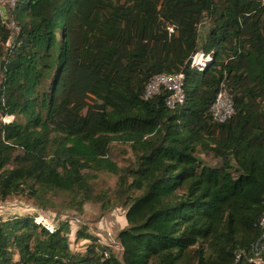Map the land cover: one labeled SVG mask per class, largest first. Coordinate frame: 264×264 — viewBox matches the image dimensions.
Returning a JSON list of instances; mask_svg holds the SVG:
<instances>
[{
	"label": "trees",
	"instance_id": "1",
	"mask_svg": "<svg viewBox=\"0 0 264 264\" xmlns=\"http://www.w3.org/2000/svg\"><path fill=\"white\" fill-rule=\"evenodd\" d=\"M0 12V200L122 208V255L70 221L0 217V264H264L262 0H17ZM14 22L16 28L11 27ZM173 27V32L169 31ZM202 52L201 65L194 57ZM184 74L186 101L146 98ZM226 87L235 113H211ZM5 117H13L5 122ZM131 157L120 166L114 144ZM201 154L220 161L209 166ZM118 178L98 194L90 174Z\"/></svg>",
	"mask_w": 264,
	"mask_h": 264
},
{
	"label": "rangeland",
	"instance_id": "2",
	"mask_svg": "<svg viewBox=\"0 0 264 264\" xmlns=\"http://www.w3.org/2000/svg\"><path fill=\"white\" fill-rule=\"evenodd\" d=\"M8 7H2L3 14L8 17ZM131 157L128 148L121 144H114L112 148V158L120 166L124 165ZM200 158L209 166H217L220 161L213 156L201 154ZM91 184L98 194H107L109 197L115 196L118 186V178L109 173H91ZM30 214L36 215L39 222L44 223L50 229H54L62 222L70 221L71 234L70 243L73 249L81 250L89 243L86 239L76 241L77 233L82 227L87 228L90 235L98 237L99 243L109 247V249L121 257L122 246L118 234L127 226L125 212L122 208H112L109 211H103L101 204L88 203L85 205L84 212L81 215H75V212L65 210L63 214L57 215L51 211H42L34 206L33 201L25 196L9 198L6 201L0 200V217L7 219L15 215Z\"/></svg>",
	"mask_w": 264,
	"mask_h": 264
},
{
	"label": "built area",
	"instance_id": "3",
	"mask_svg": "<svg viewBox=\"0 0 264 264\" xmlns=\"http://www.w3.org/2000/svg\"><path fill=\"white\" fill-rule=\"evenodd\" d=\"M262 1L264 3V0ZM16 2L17 0H0V12H3L2 7L14 5ZM10 26L16 28L14 22H12ZM173 30V27H169L170 32H173ZM208 58L209 57H205L204 54L200 52L194 57L193 64L201 65L203 64V61ZM184 78V74L182 73L155 75L146 88V98H151L159 94L162 90H166L169 93L166 100L168 107L175 108L176 106L184 104L186 101ZM211 113L216 122H225L235 113L233 101L230 97L229 91L224 85L211 107ZM12 120L13 117H5L4 119L5 122H10Z\"/></svg>",
	"mask_w": 264,
	"mask_h": 264
},
{
	"label": "crops",
	"instance_id": "4",
	"mask_svg": "<svg viewBox=\"0 0 264 264\" xmlns=\"http://www.w3.org/2000/svg\"><path fill=\"white\" fill-rule=\"evenodd\" d=\"M3 11V10H2Z\"/></svg>",
	"mask_w": 264,
	"mask_h": 264
}]
</instances>
